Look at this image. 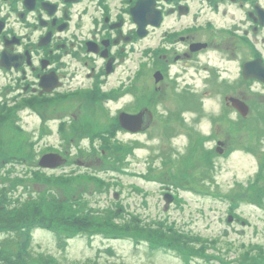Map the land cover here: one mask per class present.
<instances>
[{
	"label": "rangeland",
	"instance_id": "374dc122",
	"mask_svg": "<svg viewBox=\"0 0 264 264\" xmlns=\"http://www.w3.org/2000/svg\"><path fill=\"white\" fill-rule=\"evenodd\" d=\"M190 76L189 91L195 96L189 104L167 95L157 104L165 120L159 117L143 133L116 135V143L126 145L115 154L119 163L112 152L100 153L98 141L100 154L94 153L79 132L68 135V175L64 168L35 173L39 161L50 155L42 156L39 145L30 147L33 118L20 121L27 132L5 126L0 135V250L14 251L21 224L40 218L27 216L32 210L26 209L37 206L39 197L37 207L54 217L49 228H29L25 264L49 259L56 264L257 263L251 255L264 253V122L247 111L242 118L225 111L218 86L212 83L211 90L207 82L206 87L201 73ZM259 97V109H264ZM198 136L207 137L202 148L208 152L198 151ZM95 173L104 184L88 177ZM168 191L176 199L166 202ZM117 205L124 210L117 211ZM229 210L240 219L231 218ZM162 224L187 236L178 233L179 239L168 245L167 237L153 233ZM132 225L140 231H132Z\"/></svg>",
	"mask_w": 264,
	"mask_h": 264
},
{
	"label": "flooded vegetation",
	"instance_id": "af4514ba",
	"mask_svg": "<svg viewBox=\"0 0 264 264\" xmlns=\"http://www.w3.org/2000/svg\"><path fill=\"white\" fill-rule=\"evenodd\" d=\"M190 73L225 111L243 117L236 98L264 120V0H0V135L33 118L30 147L66 160L45 170L67 169L68 135L92 149L91 136L152 128L167 95L189 104ZM142 108L148 126L146 110L142 129L120 124Z\"/></svg>",
	"mask_w": 264,
	"mask_h": 264
},
{
	"label": "trees",
	"instance_id": "16d2710c",
	"mask_svg": "<svg viewBox=\"0 0 264 264\" xmlns=\"http://www.w3.org/2000/svg\"><path fill=\"white\" fill-rule=\"evenodd\" d=\"M0 200L2 201L3 199L1 198ZM30 201H32V199ZM35 202H36V205L38 206L39 203H41V198L37 197ZM59 202H62V201H59ZM25 203H30V202L26 201ZM31 204H32V207L34 206L33 207L34 209H32V207L30 205H28L26 207V209H31L32 211H30V214L27 213V216L32 217V218H34V216H37L36 218H38V217H40V218H38V220H36L34 223L31 222L29 224H21L20 229H19L20 235H21V240L18 242V244L16 243V246H15L16 249L12 252H8L4 249L0 250V264H25L24 263L25 257L29 255V253H28V245L30 242V230H29V228L31 229L36 224H42L43 226L48 227V228L51 227L50 225H48V222L51 218L54 217L53 213L51 212L50 215H46V214L43 215L40 207L33 205V203H31ZM62 204H63V206L67 207L65 205V201ZM13 209H16V208L13 207ZM1 210H3V209H1ZM49 216H51V217H49ZM57 216H61L64 218L71 217V216L66 215V214H57ZM66 220H68V219L66 218ZM140 228L141 227L137 228L135 225H132V231L137 230V229H138V231H140ZM153 233L159 234V236H161V238L167 237V238L163 239L167 243H169L170 241H174V237H176V236L178 238L177 232L172 231V230L168 232V231H165L163 228H157L155 231H153ZM169 235H171V237ZM155 244H157V243H155ZM255 254L256 255L253 254L251 256H253L255 258V260H256L255 262H257V263L252 262V264H263L262 262H264V260H263L264 258L262 259L260 256H262L264 253L263 252L262 253L256 252ZM247 255H250V254L247 253ZM42 264H56V261L49 259L46 262H42ZM85 264H96V262H90V263H85ZM247 264H249V263H247Z\"/></svg>",
	"mask_w": 264,
	"mask_h": 264
},
{
	"label": "water",
	"instance_id": "95a60500",
	"mask_svg": "<svg viewBox=\"0 0 264 264\" xmlns=\"http://www.w3.org/2000/svg\"><path fill=\"white\" fill-rule=\"evenodd\" d=\"M233 101H236V100H233ZM238 102V101H237ZM238 103H240L239 105H237L236 103H235V106L237 107V109H239L240 110V112L242 113V114H245V111H243V108H245L246 106L243 104V108H242V103L241 102H238ZM246 109V108H245ZM140 117V115H138V116H134V117H130V116H126V115H122V120L124 121V122H129L130 120H135V119H138ZM44 159V158H43ZM43 159L41 160V165H43L44 163H42V161H43ZM56 164V163H55ZM166 201L168 202L169 201V198H167L166 197Z\"/></svg>",
	"mask_w": 264,
	"mask_h": 264
}]
</instances>
